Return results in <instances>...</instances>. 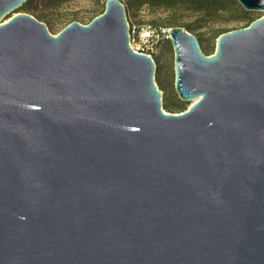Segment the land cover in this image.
<instances>
[{
  "label": "water",
  "instance_id": "obj_1",
  "mask_svg": "<svg viewBox=\"0 0 264 264\" xmlns=\"http://www.w3.org/2000/svg\"><path fill=\"white\" fill-rule=\"evenodd\" d=\"M0 0V264H264V0L204 55L168 30L166 113L120 0L52 35Z\"/></svg>",
  "mask_w": 264,
  "mask_h": 264
},
{
  "label": "rangeland",
  "instance_id": "obj_2",
  "mask_svg": "<svg viewBox=\"0 0 264 264\" xmlns=\"http://www.w3.org/2000/svg\"><path fill=\"white\" fill-rule=\"evenodd\" d=\"M104 2L105 0H35L33 12L26 11L20 6L5 15L2 20L15 12L27 13L43 22L48 32L55 35L72 21L87 24L103 11ZM120 2L124 7L127 21L159 25L167 29L171 26L191 27L192 30L186 31L197 39L204 55L213 53L216 38L220 33L246 27L262 14L261 11L243 9L234 0L225 10L211 16L184 7L165 10L147 5H128L126 0ZM151 55L154 63L153 81L161 95L162 110L166 113L183 112L190 102L179 99L174 90L173 49L169 38L160 40Z\"/></svg>",
  "mask_w": 264,
  "mask_h": 264
},
{
  "label": "trees",
  "instance_id": "obj_3",
  "mask_svg": "<svg viewBox=\"0 0 264 264\" xmlns=\"http://www.w3.org/2000/svg\"><path fill=\"white\" fill-rule=\"evenodd\" d=\"M35 0H26L21 8L33 12V2ZM58 1V0H52ZM128 5H147L155 8H162L165 10H174L178 7H184L191 11L203 12L208 16H211L219 11L225 10L227 6L233 3V0H126ZM158 27L159 25H153ZM187 31L192 30L191 27L185 28Z\"/></svg>",
  "mask_w": 264,
  "mask_h": 264
},
{
  "label": "built area",
  "instance_id": "obj_4",
  "mask_svg": "<svg viewBox=\"0 0 264 264\" xmlns=\"http://www.w3.org/2000/svg\"><path fill=\"white\" fill-rule=\"evenodd\" d=\"M128 43L135 52L144 53L152 58L154 47L157 43L169 38L167 27H154L151 24H136L127 21Z\"/></svg>",
  "mask_w": 264,
  "mask_h": 264
}]
</instances>
